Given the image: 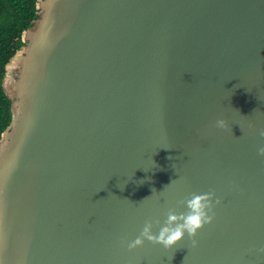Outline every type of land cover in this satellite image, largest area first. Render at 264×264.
<instances>
[{
    "label": "water",
    "instance_id": "95a60500",
    "mask_svg": "<svg viewBox=\"0 0 264 264\" xmlns=\"http://www.w3.org/2000/svg\"><path fill=\"white\" fill-rule=\"evenodd\" d=\"M38 9L3 82L0 264H264V0ZM194 192L221 201L196 247L128 249Z\"/></svg>",
    "mask_w": 264,
    "mask_h": 264
},
{
    "label": "clouds",
    "instance_id": "9594fccd",
    "mask_svg": "<svg viewBox=\"0 0 264 264\" xmlns=\"http://www.w3.org/2000/svg\"><path fill=\"white\" fill-rule=\"evenodd\" d=\"M215 126L221 130L228 128L224 119H218ZM259 135L264 136V129L259 131ZM257 154L264 157V145L257 148ZM220 203V199L212 192L191 193L190 196L179 201L180 206L186 211L178 213L176 208H169L163 223L159 219L146 220L140 234L134 240L127 242V247L129 250L142 248L147 241L171 250L179 245L186 235L192 240L193 247H196L195 238L206 225L213 223L214 209Z\"/></svg>",
    "mask_w": 264,
    "mask_h": 264
},
{
    "label": "trees",
    "instance_id": "16d2710c",
    "mask_svg": "<svg viewBox=\"0 0 264 264\" xmlns=\"http://www.w3.org/2000/svg\"><path fill=\"white\" fill-rule=\"evenodd\" d=\"M39 1L0 0V140L13 118V102L3 87L6 66L26 45L23 35L39 18Z\"/></svg>",
    "mask_w": 264,
    "mask_h": 264
}]
</instances>
